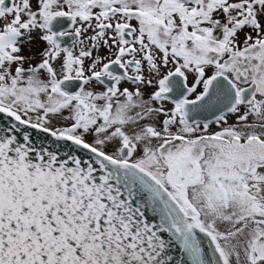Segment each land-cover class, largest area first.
<instances>
[{
	"label": "snow or ice",
	"instance_id": "snow-or-ice-1",
	"mask_svg": "<svg viewBox=\"0 0 264 264\" xmlns=\"http://www.w3.org/2000/svg\"><path fill=\"white\" fill-rule=\"evenodd\" d=\"M0 264H264V0H0Z\"/></svg>",
	"mask_w": 264,
	"mask_h": 264
}]
</instances>
